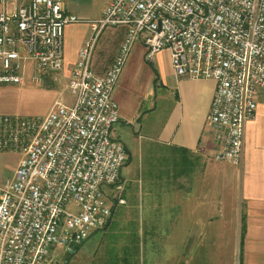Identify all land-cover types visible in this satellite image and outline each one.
Wrapping results in <instances>:
<instances>
[{
    "label": "built area",
    "instance_id": "built-area-1",
    "mask_svg": "<svg viewBox=\"0 0 264 264\" xmlns=\"http://www.w3.org/2000/svg\"><path fill=\"white\" fill-rule=\"evenodd\" d=\"M77 22L61 0H0V91L26 78L59 83L64 28ZM106 27L126 34L97 76L93 51ZM92 29L67 78L71 105L56 101L43 117L0 115V154L19 157L0 185V264H69L124 204L129 156L112 137L119 121L112 94L136 44L150 63L168 51L176 78L214 82L205 120L212 158L241 166L245 126L264 90V0H112Z\"/></svg>",
    "mask_w": 264,
    "mask_h": 264
},
{
    "label": "crops",
    "instance_id": "crops-1",
    "mask_svg": "<svg viewBox=\"0 0 264 264\" xmlns=\"http://www.w3.org/2000/svg\"><path fill=\"white\" fill-rule=\"evenodd\" d=\"M61 1L64 12L79 19L63 32L62 77L68 78L79 50L92 38V25L112 0ZM14 6L9 4L8 11ZM125 34L124 27L102 30L91 62L97 76L110 67ZM144 56V47L134 45L113 91L119 121L112 137L124 144L129 156L121 172L122 186L142 180L129 169L133 158L138 160L151 148L170 155L149 158L148 187L150 196L169 193L173 199L157 201L149 227L171 232L152 238L147 249L142 239L108 236L117 206L102 236H90L69 264H220L221 246L231 243L222 237L228 229L235 234L232 243L240 246L239 264H264V90L258 91L255 116L245 126L241 166L217 163L212 136L205 129L214 82L176 78L166 50L151 62L156 75ZM14 170L0 175V185ZM176 229L180 233H174Z\"/></svg>",
    "mask_w": 264,
    "mask_h": 264
},
{
    "label": "rangeland",
    "instance_id": "rangeland-1",
    "mask_svg": "<svg viewBox=\"0 0 264 264\" xmlns=\"http://www.w3.org/2000/svg\"><path fill=\"white\" fill-rule=\"evenodd\" d=\"M9 4L7 5V9L9 8ZM67 80V78L62 77L57 84L41 87L33 84L29 81V78H26L24 84L20 87L9 86L2 88L0 91V115L43 117L49 112L56 101H61L65 105H71L73 103V96L67 90ZM41 88H44V90ZM45 89H48V91ZM143 154L138 160L133 158L129 167V169L134 168L135 179L140 178L142 180H138V183L133 184L137 186L135 189H133L131 182H126L122 186L121 196L124 204L115 211L108 236L124 238L126 241L142 239L143 247L145 248L146 246L147 249V243L152 238H165L171 232L170 230H158L149 227V220L152 219L151 216H155L151 213V208L158 202L167 201L170 203L173 202V199L169 197V193L160 198L150 196L148 187V183L151 181L149 158L151 156L154 158L159 156L160 158L169 157L164 159H170V155L164 151L160 153L153 151L152 148L146 150ZM17 161L18 156L15 154H0V175L5 176L12 172ZM161 188L163 189L164 186L161 185ZM166 189L170 192L169 188ZM139 220H143V223L139 222ZM180 231L181 229H176L174 233L177 234ZM103 232L95 233L91 237L96 235L100 237ZM225 233L222 237H228L227 240L231 241V243L221 246L219 262L220 264H239L240 246L239 244L232 243L235 234H233L231 229L225 230ZM98 254L100 257V252ZM145 263L143 262V264Z\"/></svg>",
    "mask_w": 264,
    "mask_h": 264
},
{
    "label": "trees",
    "instance_id": "trees-1",
    "mask_svg": "<svg viewBox=\"0 0 264 264\" xmlns=\"http://www.w3.org/2000/svg\"><path fill=\"white\" fill-rule=\"evenodd\" d=\"M146 63L152 68L153 72L157 75V73L155 72V69L152 66V63H150V62H146Z\"/></svg>",
    "mask_w": 264,
    "mask_h": 264
}]
</instances>
